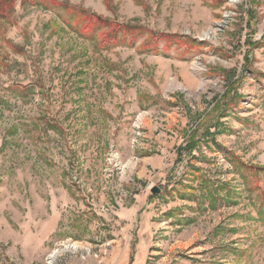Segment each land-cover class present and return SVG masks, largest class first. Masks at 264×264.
<instances>
[{"label": "rangeland", "instance_id": "obj_1", "mask_svg": "<svg viewBox=\"0 0 264 264\" xmlns=\"http://www.w3.org/2000/svg\"><path fill=\"white\" fill-rule=\"evenodd\" d=\"M54 250L264 264V0H0V264Z\"/></svg>", "mask_w": 264, "mask_h": 264}, {"label": "bare ground", "instance_id": "obj_2", "mask_svg": "<svg viewBox=\"0 0 264 264\" xmlns=\"http://www.w3.org/2000/svg\"><path fill=\"white\" fill-rule=\"evenodd\" d=\"M65 248L67 249V250H72V251H74V250H77L78 248H80V246L77 244V243H74V244H67V245H65ZM65 250H54L51 254H50V257H49V259H48V263L49 264H53V262H54V260H56L59 256H60V254L62 253V252H64Z\"/></svg>", "mask_w": 264, "mask_h": 264}, {"label": "water", "instance_id": "obj_3", "mask_svg": "<svg viewBox=\"0 0 264 264\" xmlns=\"http://www.w3.org/2000/svg\"><path fill=\"white\" fill-rule=\"evenodd\" d=\"M153 192L154 193L160 192V189L159 188H155V189H153Z\"/></svg>", "mask_w": 264, "mask_h": 264}, {"label": "built area", "instance_id": "obj_4", "mask_svg": "<svg viewBox=\"0 0 264 264\" xmlns=\"http://www.w3.org/2000/svg\"><path fill=\"white\" fill-rule=\"evenodd\" d=\"M72 251V250H71ZM74 251H76V250H74ZM74 251H72V252H74Z\"/></svg>", "mask_w": 264, "mask_h": 264}]
</instances>
